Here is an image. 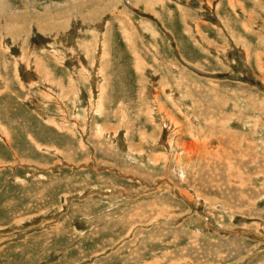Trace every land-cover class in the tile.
I'll return each mask as SVG.
<instances>
[{"label":"rangeland","instance_id":"rangeland-1","mask_svg":"<svg viewBox=\"0 0 264 264\" xmlns=\"http://www.w3.org/2000/svg\"><path fill=\"white\" fill-rule=\"evenodd\" d=\"M1 1L0 264H264V0Z\"/></svg>","mask_w":264,"mask_h":264},{"label":"bare ground","instance_id":"bare-ground-1","mask_svg":"<svg viewBox=\"0 0 264 264\" xmlns=\"http://www.w3.org/2000/svg\"><path fill=\"white\" fill-rule=\"evenodd\" d=\"M4 1V0H3ZM3 1H1V3L3 2ZM4 4V3H3ZM179 127V126H178Z\"/></svg>","mask_w":264,"mask_h":264}]
</instances>
